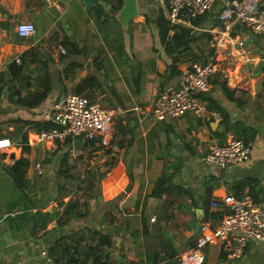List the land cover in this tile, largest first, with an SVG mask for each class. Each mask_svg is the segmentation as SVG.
Here are the masks:
<instances>
[{
    "label": "crops",
    "instance_id": "1",
    "mask_svg": "<svg viewBox=\"0 0 264 264\" xmlns=\"http://www.w3.org/2000/svg\"><path fill=\"white\" fill-rule=\"evenodd\" d=\"M68 3H75L78 12L88 11L96 26L93 35L102 42L98 49L92 45L89 49L87 43L79 46L78 41L68 37L60 44L73 41L88 55L80 57L84 67L79 76L71 78L77 83L89 73L96 74L102 83L99 89L115 96L126 112L115 117L110 148L104 151L111 164L102 165L105 170L95 168L99 179L103 178L100 190L96 188L95 173H88L98 196L83 200L64 191L75 179L74 166L70 163L73 178L58 174L64 153L59 145L65 141L35 142L32 124L19 122L45 119L60 97L55 100L59 88L42 105L30 108L16 101L38 88V83L22 86L13 80L6 86L0 95V136L11 137L14 144L0 155V264H48L49 257L56 264H68L70 257L82 260L91 246L107 264H183L177 255L194 246L202 225H217L228 211L227 206H214L215 201L222 203L229 195L249 193L264 202V34L238 25L236 30L247 32L248 38L217 55L218 70L205 94L226 110V121L219 111L210 109L202 118L188 113L157 120L151 110L158 92L173 85L183 70L203 63L206 49L213 48L211 40L205 50L193 44L197 60L181 62V72L169 75L172 59L164 51L156 23L161 10L167 16V0H137L138 13L124 26L118 18L123 5L116 11L107 6L109 16L114 15L123 31V50L119 53L108 48L97 27L93 12L96 1L88 10L84 0H0L2 72L15 57L31 48L39 50L43 60H53L49 63L53 71L61 55L48 50L53 43L49 32L62 9H70ZM51 5L58 8V16L50 10ZM20 22H33L37 33L20 36ZM213 22L209 18L194 29L209 32L219 25ZM180 24L192 26L191 19ZM62 49L66 53V47ZM96 56L102 64L100 69ZM29 66L30 75L35 74L36 79L42 67L36 62ZM92 66L93 70H87ZM117 72H124L125 79H117ZM117 80L120 88L110 85ZM213 111L220 117H214ZM22 125L29 133V152H23L14 139L15 127ZM234 137L250 144L248 160L225 167L204 161L212 143H226ZM85 150L84 146L81 151ZM21 156L29 160L23 187L9 171ZM38 164L43 174L37 172ZM161 177L165 183L157 190L156 182ZM71 198L78 203L72 211L68 205ZM102 233L109 235L111 245H100ZM87 264L95 263L90 260ZM203 264H264V242L250 243L243 256L232 258L224 245L215 241L204 248Z\"/></svg>",
    "mask_w": 264,
    "mask_h": 264
},
{
    "label": "built area",
    "instance_id": "2",
    "mask_svg": "<svg viewBox=\"0 0 264 264\" xmlns=\"http://www.w3.org/2000/svg\"><path fill=\"white\" fill-rule=\"evenodd\" d=\"M215 2L167 0V17L171 23H184L191 16L211 11ZM238 25L246 31L264 34V0L224 1L219 12V25L208 29L214 49L209 61L183 70L173 85L158 92L151 110L155 119L182 117L188 113L202 118L210 113L207 102L199 94L209 91L212 86L211 79L218 70L217 55L242 44L248 38L247 32L236 30ZM17 32L20 36L28 37L35 35L37 28L33 22H20ZM62 52L65 50L62 49ZM14 60L21 61L19 56ZM124 112L126 109L122 105L103 107L85 94L67 92L54 101L45 114V119L55 122L57 126L34 131L33 141L58 143L67 138H84L86 142L105 146L110 143L115 117ZM211 113L214 117H220L218 112ZM3 140L9 143L0 145V155L14 144L9 136H0V141ZM71 152L76 155L82 151L74 148L72 143ZM250 154V144L234 137L226 143H212L204 155V161L225 167L248 160ZM36 168L39 174L44 173L41 165L38 164ZM213 205L227 206L228 211L217 225H202L194 246L177 255L183 264H203L204 248L215 241H220L232 258L243 256L250 243L264 242V202L255 200L249 193H242L229 195L222 203L215 201ZM48 261V264H56L51 257Z\"/></svg>",
    "mask_w": 264,
    "mask_h": 264
},
{
    "label": "trees",
    "instance_id": "3",
    "mask_svg": "<svg viewBox=\"0 0 264 264\" xmlns=\"http://www.w3.org/2000/svg\"><path fill=\"white\" fill-rule=\"evenodd\" d=\"M96 4L93 7V12L95 14V19L97 21V27L103 33V38L105 44L111 51L119 53L123 50V41H122V28L120 27V22L114 17V15L109 16L107 11V6L113 10H120L123 5V0H95ZM102 1V2H101ZM217 1V0H216ZM223 2L219 0L216 3V8L212 11L200 14L197 16H191L192 26H186L180 23H171L168 17L164 14V11L161 10L156 23L159 30V35L161 39L162 46L164 51L171 57V63L169 65V75L179 74L181 71L178 66L181 62H186L189 60H197L194 56V45H198L204 50L210 43L212 38L211 33L207 31H200L199 33L194 29V27H201L205 21L209 18L214 20L213 24L219 23V12L223 6ZM171 31L173 32L171 34ZM68 46L66 49V54L61 55L63 71H59V67H53V71L49 70V63L53 60H43V57H39L41 52L35 48H31L20 55V62L16 60L11 61L7 64L5 71L0 74V95L2 91L6 88L7 85L13 83V80H21L24 76V73L27 72L29 64L31 62L39 63V66L42 67L41 73L39 72L36 76V83H38V88L32 89L24 97L18 98L16 102L21 103L30 108L39 107L42 105L49 95L56 89L60 84H62L63 89L65 86L63 84V74H69L71 77H76L77 71L84 67L83 61H81V56L83 58H88L87 53H83L78 47V45L73 41H68L65 43ZM213 52V48L206 49V54L201 58L203 63L209 61V56ZM43 55V54H42ZM67 56V57H66ZM66 57V58H65ZM200 60V58L198 59ZM97 66L100 69L102 64L98 56L95 57ZM6 74L9 77H6ZM102 83L100 78L93 73L87 74L85 77L81 78L74 86V91L76 93L83 94L87 89H99L101 88ZM12 87V86H11ZM10 87V88H11ZM85 95L91 97V95L84 93ZM199 96L208 102V108L210 110H217L223 116V121L228 119V113L226 110L219 105V103L213 99L211 96L205 93H200ZM24 123H30L33 126L35 131L52 129L57 126V124L48 119H37L32 121H21ZM23 124V123H22ZM24 125L15 127V142L22 145L23 152L30 151V145L28 143L29 133L28 130H23ZM72 139L67 138L63 144H60V148L64 149L62 160L60 163L58 174L65 179L73 178L71 174V166L69 160V154L71 153ZM63 146V147H62ZM95 143L87 142L85 149L96 147ZM66 150V151H65ZM29 166V160L26 156H21L20 158L14 161V164L9 168L11 175L19 186H25L26 182V171ZM85 182V181H84ZM91 187L94 185V182L91 181ZM165 183L163 177L159 178L156 182V189H160V186ZM63 196V195H62ZM98 196L94 192L89 195V197ZM64 202V201H62ZM77 201L74 202L71 198L68 201L70 211L74 210L77 206ZM100 245L105 246V244L111 245V241L108 234H101ZM100 249V247H97ZM95 264H107V260H104L101 255H98L94 252V247H88L85 251V257L82 260H78L74 257H70L68 264H75L81 261V264H87L89 261ZM55 262V261H54Z\"/></svg>",
    "mask_w": 264,
    "mask_h": 264
},
{
    "label": "rangeland",
    "instance_id": "4",
    "mask_svg": "<svg viewBox=\"0 0 264 264\" xmlns=\"http://www.w3.org/2000/svg\"><path fill=\"white\" fill-rule=\"evenodd\" d=\"M217 2H219V0L215 2L212 10L216 8ZM68 6L70 9L66 10L65 7H64L65 9L64 8L62 9L61 15L58 17V21L55 20V26L49 32V35L51 36L53 41L52 43L53 46L51 45L50 48L48 47L50 53H56L58 51L57 53H59L60 55L66 54L61 51V48L66 47V49L68 50V46L67 45L64 46L60 44H62L67 37L69 39L78 41L79 46L83 45V43H87L86 45L88 46L89 49L91 48L90 45H92L93 47L95 46L98 49L100 43L102 45V42L101 39L99 38L96 39V37L93 35L95 34L94 31L96 32V26L91 19L92 16L90 14H87L88 11H85L86 13L78 12L77 9L75 8V3H68ZM81 22L84 23L85 26L84 25L79 26V23ZM65 32L68 34V36L67 35L64 36ZM60 38L63 39L60 40ZM81 61H83L84 63V60L82 58ZM53 67L54 68L59 67L60 68L59 71H63L61 69V67H63L62 59L56 61ZM29 68L27 69V72L24 73L23 78L21 80H17V82H19L20 85L22 84V86H28L29 84L32 83V81L36 82L35 74L30 75V71H28ZM93 69H94L93 66L91 69L87 68V70H93ZM79 73L80 71L78 70L77 73L78 76ZM117 73H116L117 79L119 80L125 79L126 74L124 72H121L119 74ZM62 74L64 76L63 84L65 86V89H63L62 85L58 87L59 88L58 94L55 100L64 93L75 92L73 89L76 83L75 79L73 80L71 78L70 73L68 75L64 73ZM6 77H8V75H6ZM110 85L112 86L116 85L118 88H120L121 86L120 81L118 80L112 82V84ZM84 93L91 95V99L93 101L96 100V102L103 107H111L114 106L116 103L119 105V103L116 102L117 98L115 96L106 94L105 92H103L98 88L90 90L89 92L84 91ZM128 105L131 106L132 104H128ZM109 148L110 145L96 146L93 147V149L92 148L86 149L84 152H81L80 154H76V155L73 154L69 156L70 163L71 165L74 166L73 173L75 176V179L70 182V186H67L66 189L64 190L65 192L69 193V196H81L83 200H86L88 199L89 195H91V193L95 192V187L94 186L91 187V183H90L91 181L88 180L89 171H93L95 173L96 188L98 187L100 190V182H102L103 178L99 179V175L96 174L97 172H95V168L101 167L102 169H104L102 165L105 167L107 166L106 163L111 164L112 162L111 158L105 156L104 153V151ZM55 188L57 189V186Z\"/></svg>",
    "mask_w": 264,
    "mask_h": 264
},
{
    "label": "water",
    "instance_id": "5",
    "mask_svg": "<svg viewBox=\"0 0 264 264\" xmlns=\"http://www.w3.org/2000/svg\"><path fill=\"white\" fill-rule=\"evenodd\" d=\"M124 4L122 9L119 11L118 18L122 22L123 26L126 25L133 15H137L138 13V6L137 0H123ZM86 7L88 10H91L94 6L95 0H84ZM50 10L53 12L55 16L60 14L58 8L55 5L50 6ZM87 66H91V61L87 62ZM85 139L84 138H77L73 140V146L76 149H82L85 146Z\"/></svg>",
    "mask_w": 264,
    "mask_h": 264
},
{
    "label": "snow or ice",
    "instance_id": "6",
    "mask_svg": "<svg viewBox=\"0 0 264 264\" xmlns=\"http://www.w3.org/2000/svg\"><path fill=\"white\" fill-rule=\"evenodd\" d=\"M8 143H9V141H7V140L0 141V145L6 146V145H8Z\"/></svg>",
    "mask_w": 264,
    "mask_h": 264
}]
</instances>
